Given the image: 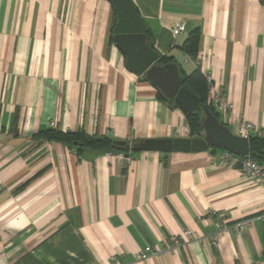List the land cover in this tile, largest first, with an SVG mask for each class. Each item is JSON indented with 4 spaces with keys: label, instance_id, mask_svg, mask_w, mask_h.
I'll use <instances>...</instances> for the list:
<instances>
[{
    "label": "crops",
    "instance_id": "1",
    "mask_svg": "<svg viewBox=\"0 0 264 264\" xmlns=\"http://www.w3.org/2000/svg\"><path fill=\"white\" fill-rule=\"evenodd\" d=\"M132 2L153 49L225 95L232 112L218 120L235 134L239 117L264 138V0ZM113 13L108 0H0V264H264V224L230 230L264 212V188L219 164L223 150L119 152L37 137L191 138L182 111L126 68L110 41ZM195 30L191 58L182 47Z\"/></svg>",
    "mask_w": 264,
    "mask_h": 264
},
{
    "label": "water",
    "instance_id": "2",
    "mask_svg": "<svg viewBox=\"0 0 264 264\" xmlns=\"http://www.w3.org/2000/svg\"><path fill=\"white\" fill-rule=\"evenodd\" d=\"M116 15L112 29L115 46L125 56L126 68L151 83L168 101L192 114L199 106V98L185 88L179 74L178 65L166 63L160 65L161 55L147 42V26L137 12L132 0H108ZM205 117L201 125L200 137L160 140H142L132 146L124 142H115L113 149L119 152L156 151L203 152L209 148L228 151L234 155L249 156V139L235 135L222 124L207 108H203Z\"/></svg>",
    "mask_w": 264,
    "mask_h": 264
},
{
    "label": "trees",
    "instance_id": "3",
    "mask_svg": "<svg viewBox=\"0 0 264 264\" xmlns=\"http://www.w3.org/2000/svg\"><path fill=\"white\" fill-rule=\"evenodd\" d=\"M113 14L116 19L115 13ZM115 23L116 20L114 21V25ZM114 25L112 26L111 29H113ZM147 33L148 32L146 31V34ZM110 41L113 42L112 35L110 36ZM198 42H199V32L195 30L189 33L182 47L184 53L189 57L194 58L197 55ZM148 43L151 46V48H153V44L150 42ZM172 60L173 59L171 57L163 56L161 57L159 64L164 65L166 63H172L171 62ZM179 74L184 80L185 88L191 91L199 98L200 106L192 114H187L178 105H175L174 103L170 105L182 111L190 129V136L192 138L200 137L201 125L205 117L203 108H207L210 111V113L218 119V113L215 111L213 106L208 101L209 86L207 83V79L206 76L203 75L198 68L194 69L189 74H186L180 71L179 69ZM158 98L162 101L168 102L159 91H158ZM37 137H39V139L41 140L58 142L68 146L76 145L81 148H88L93 150H99V149L113 150V145L115 143L106 137L104 138L92 137L80 131L60 132L51 129L38 134ZM249 157L255 160L260 165L264 166V138L259 136L249 137ZM263 256H264V234H263Z\"/></svg>",
    "mask_w": 264,
    "mask_h": 264
},
{
    "label": "built area",
    "instance_id": "4",
    "mask_svg": "<svg viewBox=\"0 0 264 264\" xmlns=\"http://www.w3.org/2000/svg\"><path fill=\"white\" fill-rule=\"evenodd\" d=\"M185 33V23L180 22L175 24L171 29L172 36H177ZM208 83V101L213 106L217 113H223L227 115L232 112L233 106L227 102L225 95L220 91L214 88L212 80L209 76H206ZM234 130L235 135L239 137L248 138L257 132L256 127L253 123L248 121H243L239 117H235L234 120ZM54 124L50 123L52 127ZM189 132H186L188 135ZM257 136H259L257 134ZM218 162L224 166L236 167L241 173L245 174L251 180H254L258 185L264 188V166L257 163L255 160L251 159L249 156L241 157L234 155L228 151H222V154L218 158ZM259 221L264 224V212L256 215L254 217L245 218L240 221L234 223L230 230L233 231L237 236H242L246 230H248L251 225ZM182 236L185 237H193V233L190 230L183 231ZM169 242L174 246H177L180 240L175 236L169 237ZM216 238L211 242L212 245H216ZM140 259H145L146 256L141 254L139 256Z\"/></svg>",
    "mask_w": 264,
    "mask_h": 264
}]
</instances>
